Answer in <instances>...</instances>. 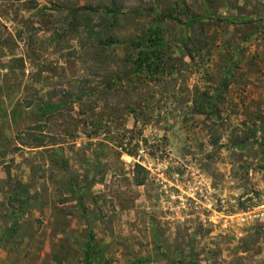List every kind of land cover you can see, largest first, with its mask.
Listing matches in <instances>:
<instances>
[{"label": "rangeland", "instance_id": "374dc122", "mask_svg": "<svg viewBox=\"0 0 264 264\" xmlns=\"http://www.w3.org/2000/svg\"><path fill=\"white\" fill-rule=\"evenodd\" d=\"M0 264H264V0H0Z\"/></svg>", "mask_w": 264, "mask_h": 264}, {"label": "trees", "instance_id": "16d2710c", "mask_svg": "<svg viewBox=\"0 0 264 264\" xmlns=\"http://www.w3.org/2000/svg\"><path fill=\"white\" fill-rule=\"evenodd\" d=\"M110 13L115 14V10L111 9L109 10ZM150 35H145L142 37H139L134 40H130L125 44V48L130 53L131 56L129 59L127 58L126 61H130L131 65L136 69L139 75H141L143 72L148 70L153 66L155 61H162L161 56L162 52L158 51L162 47H164V40L162 36L155 33L154 37H149ZM154 59V60H153ZM154 66L160 67L158 64H155ZM202 100L200 102V107L203 111L205 109L214 110L215 109V102L213 101L215 98L210 97L207 92H204L201 96ZM57 111V106H54L52 104H47L44 108L45 113H52ZM38 126H35L33 128H29L28 132H32L33 130H36ZM44 146L43 140H37L36 143L33 144V146L29 147H42ZM141 170L143 172H146V169L140 165H135V182L137 186H143L146 183V178H139L138 177V171ZM21 211L25 210L27 201L21 202ZM17 220V216H14V221ZM94 240V237L90 236V242ZM88 243V249L91 252L94 247H92V243Z\"/></svg>", "mask_w": 264, "mask_h": 264}]
</instances>
